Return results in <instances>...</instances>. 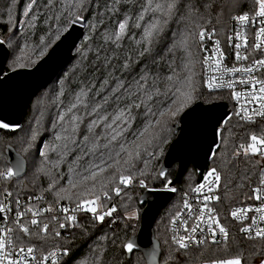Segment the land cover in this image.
I'll return each instance as SVG.
<instances>
[{"label":"trees","instance_id":"16d2710c","mask_svg":"<svg viewBox=\"0 0 264 264\" xmlns=\"http://www.w3.org/2000/svg\"><path fill=\"white\" fill-rule=\"evenodd\" d=\"M170 2L172 0H151V9L144 11L149 0H85L82 9L72 7L76 0H37L32 12L25 16L24 11L30 0H0V38L9 47L6 71L32 67L69 27V21L76 14L84 17V35L73 50L70 62L28 103L19 126L0 128V172L9 167L5 155L7 146L20 153L27 164L26 172L20 178L0 177V191L8 190L20 197H41L37 200L39 208L52 206L59 201L95 199L98 194L103 208L108 211L113 207L116 209L103 221L80 214L74 225L59 236L55 235L53 228L47 234L40 232L39 228L31 230L34 234L39 232L40 238L21 234L25 244H34L42 251L62 249L65 254L55 264H145L139 250L134 249L129 253L124 247L139 229L138 220L130 218L128 213L131 210L142 211L145 203H141L140 199L146 190L165 188L175 177L176 163L166 172V179L160 176V167L166 148L176 137L175 126L180 114L196 101L204 104L224 102L230 111L224 120L227 122H221L218 127L216 145L219 148H213L203 170L216 169L221 176L219 206L230 235L226 241L205 243L186 250L172 243L171 220L179 211L185 194L202 176V173L196 172L193 164H189L172 187L175 189L172 199L153 222L154 236L161 249L159 264H196L228 257L239 258L242 264H260L264 258L261 256L264 240L249 239L241 234L227 215L228 209L242 203L250 195L252 186L262 178V157L243 154L240 145H245L248 138L258 134L264 126L237 119L227 92H210L204 88L198 40L203 29L224 33L233 15L252 11L254 0H175L176 8L171 17L160 11L153 14L152 9L157 3L166 5ZM141 13L144 20L139 19ZM161 18L167 20L162 33L156 37L151 53L141 55L147 46L143 41V27ZM124 21H127L124 38L115 43L114 36L106 40L105 37L118 31V24ZM137 24L143 27L137 28ZM41 52L44 54L41 55ZM125 63L129 64L127 69L124 68ZM185 65L191 66L192 78L197 84L193 100L170 123L168 130L161 133L163 142H157L149 149V152H155V156L149 157L145 153L142 159L135 161L132 183L126 187L119 185L117 174L108 189L110 198L103 199L104 188L101 185L107 183L105 178L110 177L112 171L109 170L98 173L92 194L89 192L93 187L92 181L73 187L70 181L82 179L87 174L85 169L90 168L92 163H100L98 157L89 156L82 160L78 157L83 155L87 123L95 118L87 114L103 103L102 96L109 98L111 107L108 111L116 107V102L111 99L113 93L107 90V86H112L115 80L121 78L132 81L145 68L152 76L166 78L172 76L174 70L178 78H183L189 75ZM73 103L77 104V109L72 114L83 117L84 123L80 124L73 136L80 146H70V150H65L63 137L67 133L57 123L58 114L67 113ZM135 127H142V116ZM87 147L92 148V144ZM237 151L241 155L237 156ZM42 152L45 155L42 156ZM120 166L126 167L123 160ZM140 180L145 181L146 187L140 186ZM116 187H121L119 196L113 191ZM165 211L167 215L161 217L160 214Z\"/></svg>","mask_w":264,"mask_h":264},{"label":"snow or ice","instance_id":"6c2138e0","mask_svg":"<svg viewBox=\"0 0 264 264\" xmlns=\"http://www.w3.org/2000/svg\"><path fill=\"white\" fill-rule=\"evenodd\" d=\"M85 0H76V3L72 7H79L82 9ZM254 2L259 6V11L256 13V16L262 18L259 20L261 25L258 30L255 31V40L258 42L255 45L257 51L264 50V40H261V37H264V0H254ZM37 0H30V3L26 5L24 15L28 16L32 12L34 6L36 5ZM176 8L175 0L167 3L166 5L156 4L155 9H152L153 14L156 11L164 13L165 16L171 17L173 15V9ZM151 9V0L149 4L144 6V11ZM35 18V17H33ZM84 17L76 14L73 19L69 21L70 24H75ZM140 20H144V15L141 13ZM241 24H246L250 22V17L247 14L240 15L235 17ZM147 23V22H146ZM167 23L166 19L161 18L160 20L153 21L148 23L147 27H143L141 24H137V28L143 27V41L147 43V46L143 48L141 55L151 53L152 46L155 43L156 37L160 36L163 31V25ZM127 27V21L120 22L118 24V31L111 33L105 37L106 40H111L114 36L113 43L118 42L124 38L125 30ZM255 28V25H253ZM215 35V30L212 33H208L206 29L201 30L199 33V46L200 50L205 52L203 63L208 64L209 57L207 56V50L204 48V41L206 37L211 39ZM242 33L237 32L236 36H229L228 40L230 46H234L236 49L235 57L236 60L244 61L248 59V56L241 55V49L247 50V43L242 45L241 43H233L238 41L241 38ZM59 39V37H57ZM141 43V41H137ZM3 41H0L2 44ZM218 43V42H217ZM41 55L44 53L41 52ZM22 66V65H21ZM129 64L125 63L124 68H128ZM188 69L189 75L183 78H178V74L173 70V75L168 77L162 76H152L149 73V70L145 68L144 72L139 75L138 78L128 81L127 79H119L113 82L112 86H107L108 91H112L113 96L112 100L116 102V107L112 111H108V108L111 107L109 103V98L102 96L101 99L103 103L98 104L94 107L92 113L87 115H93L95 118L91 119L87 123V135H84L83 140L85 142L83 155L78 157V159H84L85 157H98L100 163H92L91 167L85 169V175L82 179H78L75 182L70 181L73 187H76L77 184H84L86 181H92L93 187L89 190L90 194L95 192V182L98 173H105L106 171L112 170L110 177H106L107 183L102 184L101 187L104 188L103 199L110 198L109 186L114 181L115 176L119 174L118 183L121 186H128L132 183L133 170L135 169V161L143 158V155L147 153L149 157L155 156V152H149L150 148H153L157 142H163L161 133L168 130L170 123L187 107L191 104L193 100V92L196 90L197 84L196 81L192 78L191 66L185 65ZM219 64H217V68ZM264 70V59H255L252 61L249 66L244 68L233 67L231 69H224L225 72L239 73L244 72L247 78L241 77L239 80H229L220 84L221 88L234 89L237 85H243L245 87L251 86V91H233L232 96L234 99L239 100L241 98L247 100L248 104H258V108L252 109L255 115L264 116V79L256 76L255 73L258 71ZM207 72V68L205 69ZM217 79L223 80V76L217 77L212 75L206 81V86L209 90H215L217 87L215 81ZM119 87H115V85ZM79 101V97L77 98ZM77 109V104L73 103L67 110V113H59L57 123H60L62 129L67 135L63 137L66 141L64 148L65 150H70V146H80V142L73 139L74 134L79 130L80 124L84 123V118L73 113V110ZM249 108L243 106L236 115L241 116V119L251 120L253 117L248 116L247 113ZM72 114V115H69ZM142 116V127L137 129L135 124L137 123L138 118ZM230 119V118H229ZM227 121H222L226 123ZM9 125L0 123V128H8ZM99 129L100 131H97ZM222 135V133H221ZM34 138V137H33ZM60 138V137H58ZM251 143L247 145H240L243 154L245 155H264V152H261L260 149L264 147V139H258L256 135H251ZM92 144V148H88L87 145ZM215 148H219V145H214ZM7 151V149H6ZM211 151V150H210ZM41 155H45L43 152ZM236 155H241L240 151L236 152ZM127 157L124 159V157ZM215 156V153H213ZM121 160H123L122 167ZM95 169V170H93ZM12 167H8L6 171L0 172V177L11 178L14 175ZM143 175V172L140 173ZM79 175V173L77 174ZM160 176L166 179L165 173L163 170L160 172ZM211 176L214 179L208 183V192L213 191V184L219 187V181L221 176L216 169L210 170V172L205 176V180L208 181V177ZM261 186L264 187V169L261 171ZM139 184L142 188L146 187L145 181L140 180ZM171 181L168 182L166 186L167 190L175 191L171 188ZM51 187V186H50ZM205 185H201L198 188L194 189V192L203 197L202 200H198V204H202L203 207L199 208V217L195 216L197 209L193 204L189 203L187 200L184 202V209L177 212L173 217V224L179 223V226L183 228L184 235H174L172 237L173 243H175L179 249L186 250L190 244H204L209 242L207 238L200 239L199 234H203L207 231L211 235V243H218L217 234L223 236L226 241L229 237L228 230L223 227L219 220L216 218L214 209L208 207L209 203L212 200H219L218 196L206 195L203 192ZM116 196L121 194V187H116L113 189ZM253 198L264 203V195L261 194V189L253 188L252 190ZM59 195V193L57 194ZM5 196H11V193H5ZM40 199V198H36ZM101 200L100 195H96L95 200L81 201L77 205V208L85 212L92 213L95 219L103 221L105 216H110L112 212L116 209L115 207L111 208L109 211H106L102 214H97V207L93 206L98 201ZM19 200L16 201V204L19 206ZM11 209L0 207V212L10 211ZM26 211H32L30 208ZM43 211L51 212L53 209L51 207L44 209ZM63 211L67 213L69 209L64 208ZM247 213H251L252 209L248 208ZM256 212L261 213V219L264 220V208L257 207ZM209 214V220L205 221V214ZM25 212L17 213L15 220L20 222L22 217L25 215ZM34 217L40 215V212H33ZM135 213H132L131 216H134ZM130 216V218H131ZM231 216L240 220L241 217L247 220L249 217L246 214L244 209L237 211H232ZM52 220H56V216L51 217ZM69 221L73 220L74 217L67 216ZM195 220L194 223L190 221ZM41 221L37 218L31 220L32 226H39ZM256 220H252V226L242 227L240 229L241 233L249 234L247 238L249 239H261L264 240V227L254 228ZM206 225V227H205ZM61 229L66 227V224L61 223L59 225ZM50 230V225L47 223L43 224V228L40 229V232L47 234ZM179 229H177L178 231ZM5 231L11 232V229H5ZM19 231H22L25 236L31 238L33 235H36L40 238V233H33L31 229L27 226L21 225ZM254 233V235H253ZM56 236H59L60 233L56 232ZM13 241L10 240L7 236H0V264H40V259L36 257L37 249L34 247H27L26 249L21 247L18 252L5 251V249L12 247ZM127 252L131 253L133 251V243L129 242L125 246ZM45 255L42 257L43 260H48L49 256ZM151 256L152 254L149 253ZM261 256L264 257V249L261 250ZM212 264H242L241 259H225L219 261H213ZM260 264H264V258L260 260Z\"/></svg>","mask_w":264,"mask_h":264},{"label":"water","instance_id":"95a60500","mask_svg":"<svg viewBox=\"0 0 264 264\" xmlns=\"http://www.w3.org/2000/svg\"><path fill=\"white\" fill-rule=\"evenodd\" d=\"M84 29L83 20L70 24L48 51L29 68L6 71L9 47L5 42L0 44V123L9 127L21 124L22 114L28 103L39 91L45 89L72 59L73 50L82 39ZM229 112L224 102L204 104L196 101L180 114L175 126L176 137L166 148L160 167V172L163 170L166 174L173 163L177 164L171 188L189 164H193L198 174L203 173L214 145L218 143L219 124L228 117ZM5 155L7 164L15 173L13 176L22 177L27 166L24 157L10 146L5 148ZM172 197L173 191L167 190L166 187L148 189L141 196L140 202L145 203L142 209L145 227L140 235L134 234L130 239L134 243L133 250H139L143 254L145 264H159L161 249L154 236L153 222Z\"/></svg>","mask_w":264,"mask_h":264},{"label":"built area","instance_id":"2783aa9c","mask_svg":"<svg viewBox=\"0 0 264 264\" xmlns=\"http://www.w3.org/2000/svg\"><path fill=\"white\" fill-rule=\"evenodd\" d=\"M258 11H259V6L254 2V8L252 9V11L240 12L232 16V18L229 21V25L224 33H218L217 31H215V35L212 36L211 39H208L206 37L204 41V48L207 50L206 54L209 57L207 65L203 63L205 52L201 50L200 52H201L202 78H203L204 88L210 92H216V91L227 92L232 100L234 114L237 119L243 122H246V123H256V124H261L264 126V116L255 115V113L252 111V109L258 108V104H255V105L248 104L247 100L243 98L236 100L232 96L233 91H240V92L251 91V86L245 87L243 85H237L234 89H228L226 87L225 88L219 87V85L224 83L225 81L239 80L241 77L247 78L244 72H239V73H232L230 71L225 72L224 69H231L233 67L244 68V67L249 66V64H251L252 61L255 59H264V50L257 51L255 48L256 43H258L255 40V31L258 30V28L261 26L259 24V20L262 19L256 16V13ZM244 14H247L250 17L249 23L241 24V22H239L237 19H234L235 17L244 15ZM253 25H255V28L253 27ZM212 31L213 30H207L208 33H212ZM237 32L242 33L241 38L238 41H234L233 43L238 42V43H241L242 45L247 43V50L245 51L244 48H242L241 55L248 56L247 60L239 61V62L236 60V57H235L236 49L234 46H230V43L228 40L229 36L235 37ZM198 40H199V35H198ZM261 40H264V37H261ZM217 64H219L218 68H217ZM206 68H207V72L205 71ZM212 75H215L217 77L223 76V80L217 79L215 81V84L217 86L215 90H209V88L206 86V81ZM255 75L264 79V70L256 72ZM243 106H247L249 108L247 115L253 117L251 120L241 119V116L236 115V113L240 111ZM252 135H256L258 139H264V129L259 130L258 134H252ZM250 137L248 138V141L247 143H245V145L251 143ZM260 151L264 152V147H262ZM259 156L262 157L263 162H264V155H259ZM262 169H264V165ZM210 170L212 169L204 171L202 173L201 178L192 186L190 191L185 194V196L182 199L179 211L184 209V202L187 200L189 203L193 204V206L197 209L195 216L199 217V208L203 207V205L198 204L197 201L202 200L203 197L198 196L194 192V189L200 187L202 184L205 185L203 189L204 194L210 195V196H218L220 198V189L215 184H213L212 186L213 191L211 193L208 192V183L214 179L213 177L209 176L208 181L205 180V176L210 172ZM261 179L252 186V190L253 188H259L261 189V194L264 195V187L261 186ZM252 190H251L250 195L246 199H244L242 203L232 205L228 209V212H227L229 219L237 225L239 231L242 227L252 226L253 219L256 220V224L255 226H253L254 228L264 227V220L261 219L262 214L255 211L257 207L264 208V203H262L259 200H255L253 198ZM8 192L11 193V196L6 197L5 193H8ZM36 198L37 196H31V195H27L24 197L15 196L12 194L11 191H8V190L0 191V207L11 209L10 211L0 212V236H7L10 240L14 242L12 247L5 249V251L18 252V250L21 247L26 249L27 247L31 246L37 249L36 257L40 259V264H55L61 258V256L65 254V252L60 248H51L47 251H42L40 248H37V246H35L34 244H25L23 242V238L21 237V234H23V232L19 231V227L23 225V226L29 227L31 230L37 229V228L42 229L43 224L47 223L50 225V228L55 229V233L59 232L61 235L62 233L66 232V228L69 229L74 225V223L77 220V217L80 214L89 215L91 217H94V216L92 213L85 212L77 208V205L80 204L81 201L76 202V203L71 202V201H67V202L59 201L53 204L52 206H49V205L44 206V207L40 206L41 208H39L37 206L38 199ZM38 198H41V197H38ZM17 200H19L20 202L19 206L16 204ZM88 200H95V199H86L82 201H88ZM219 205H220V199L212 200L209 203L208 207H211L214 209L213 215H215L216 218L219 220L220 224L228 230L229 235H230V229L223 220V216L221 215V209ZM93 206L97 207L98 209L97 214H102L108 211L106 208H103L101 206L99 201ZM49 207H51L53 211L51 212L43 211L44 209H47ZM29 208L32 211H26ZM64 208L69 209V211L65 213L63 211ZM248 208L252 209L251 213H247L246 210ZM240 209L245 210L246 214L249 217L247 220H245L243 216L241 217L240 220H236L231 216L232 211H237ZM37 211L40 212V215L37 217H34L32 213L37 212ZM184 211L186 212L187 210L184 209ZM20 212H25L26 214L22 217V220L20 222H17L15 220V216L17 213H20ZM52 216H56L57 219L52 220L51 219ZM67 216H72L74 217V219L69 221L67 219ZM33 218H37L41 221L38 227L31 225V220ZM209 218H210L209 214L206 213L204 216V220L207 221L209 220ZM172 221H173V218L170 223V238L173 243L172 237L174 235H184L185 233L183 232V228L179 226L178 222L176 224H173ZM194 222L195 220L190 221V223H194ZM61 223L66 224V227L61 229L59 227ZM5 229H11L12 231L8 232V231H5ZM177 229L179 230L177 231ZM241 234L245 235L246 237L249 235L245 233H241ZM197 235L199 236L200 239L207 238L209 242H206V243H211L210 242L211 235L207 231H205L203 234L198 233ZM217 240H218V243L225 241L223 236L220 235L219 233L217 234ZM173 244L177 246L175 243ZM201 245L203 244L192 243L189 245L188 248L198 247ZM49 253H51V255L49 256L48 260H43L42 257L45 255H48ZM25 264H27V261H25ZM33 264H35V261L33 262Z\"/></svg>","mask_w":264,"mask_h":264},{"label":"rangeland","instance_id":"374dc122","mask_svg":"<svg viewBox=\"0 0 264 264\" xmlns=\"http://www.w3.org/2000/svg\"><path fill=\"white\" fill-rule=\"evenodd\" d=\"M0 41H3L1 38H0ZM91 198H95V197H91ZM86 200V199H85ZM80 202V201H79ZM76 203V202H75ZM132 213H135L134 216H131ZM165 215H167V212H163L160 214L161 217H164ZM128 216L130 217H133L135 219L138 220L139 222V231L135 234V235H140L139 233L143 232V228L145 227V217H144V211L142 210L140 213L137 211V210H131L129 213H128ZM159 223V222H158ZM134 235V236H135ZM133 238V236H132ZM131 238V239H132ZM131 239L127 242H132ZM126 243V244H127ZM133 243V242H132ZM134 245V243H133ZM134 248V247H133ZM225 259H235V258H231V257H228V258H219V259H216L214 261H219V260H225ZM213 261H203V262H200V263H196V264H212Z\"/></svg>","mask_w":264,"mask_h":264}]
</instances>
